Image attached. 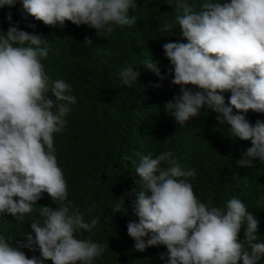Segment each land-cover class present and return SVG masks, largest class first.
<instances>
[{
  "label": "clouds",
  "instance_id": "9594fccd",
  "mask_svg": "<svg viewBox=\"0 0 264 264\" xmlns=\"http://www.w3.org/2000/svg\"><path fill=\"white\" fill-rule=\"evenodd\" d=\"M19 2L28 16L45 25L63 28L69 21L95 29L99 36L137 23L136 16H129L136 0ZM16 3L0 0V9ZM166 3L174 7L176 26L162 21L157 33L166 36L179 27L186 42L163 44L171 84L179 86V94L164 110L180 127L201 113H216L218 123L228 125L230 137L251 142L237 164L251 167L255 160L264 162V121L253 125L246 119L250 110L264 113V0H201L199 8L190 0ZM6 19L10 27L7 32L0 30V221L6 215L17 221L25 215L39 218L31 220V230L20 244L0 233V264H45L48 260L96 264L106 245L83 237L93 232L100 218L93 216L86 222L68 200L54 147V136L65 130L77 98L71 84L46 73L43 61L53 51L48 39L14 26L11 14ZM85 44L93 42L86 39ZM139 65L161 81L168 78L152 56ZM137 66L125 63L117 70L121 87L133 88L138 83ZM225 93H230L228 103ZM135 175L140 178L133 206L138 221L127 225L134 250L163 245L167 252L160 259L165 264L264 262L258 218L236 197L223 206L201 201L191 183L196 169L182 166L172 151L140 155ZM44 193L58 206L36 209ZM260 198L264 201V194ZM114 199L111 210L127 214L125 198ZM242 228L243 241L239 239ZM23 248L38 250L39 256L29 258Z\"/></svg>",
  "mask_w": 264,
  "mask_h": 264
},
{
  "label": "trees",
  "instance_id": "16d2710c",
  "mask_svg": "<svg viewBox=\"0 0 264 264\" xmlns=\"http://www.w3.org/2000/svg\"><path fill=\"white\" fill-rule=\"evenodd\" d=\"M190 2L199 8L201 0ZM174 11L166 0H136V8L129 9V16H136L135 25L99 36L95 29L69 21L63 28L45 25L28 16L19 0L13 7L0 9V30L7 32L10 24L6 17L11 14L14 26L48 39L53 51L43 61L46 73L54 80L64 79L71 84L77 98L65 130L54 136V147L67 182L68 200L84 214L86 222L93 216L100 218L93 232L83 237L90 236L106 245L96 264H165L160 256L166 254V247L134 250L135 241L128 235L127 225L138 221L133 206L134 190L139 189L140 178L135 175L139 156H155L169 150L182 166L196 169L197 177L191 183L201 201L223 206L236 197L244 202L260 221L258 242H264V201L260 198L264 194V162L255 160L251 167L237 164L251 142L230 137L228 125H220L214 112L201 113L180 127L164 110L165 104L179 94V86L171 84L170 62L163 44L186 41L179 27L161 36L156 26L167 20L175 27ZM86 39H91L93 45L85 44ZM151 56L159 62L167 79L161 81L139 65ZM125 63L138 65L136 70L141 73L133 88L121 87L117 79V70ZM224 95L228 103L230 93ZM246 119L254 125L257 120L264 121V113L250 110ZM121 197L125 198L127 214L111 210L116 203L114 198ZM41 206L58 205L44 193L34 207ZM34 218L39 217L25 215L17 221L6 215L0 221V233L20 244ZM244 231L242 228L239 234L241 241L246 238ZM22 251L29 258L39 256L38 250ZM45 264L53 262L48 260Z\"/></svg>",
  "mask_w": 264,
  "mask_h": 264
}]
</instances>
